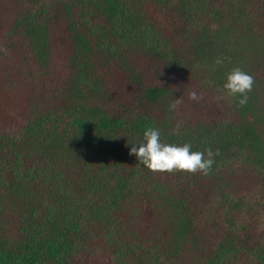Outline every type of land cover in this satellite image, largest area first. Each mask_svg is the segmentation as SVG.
<instances>
[{
    "label": "trees",
    "instance_id": "1",
    "mask_svg": "<svg viewBox=\"0 0 264 264\" xmlns=\"http://www.w3.org/2000/svg\"><path fill=\"white\" fill-rule=\"evenodd\" d=\"M0 264H264V0H0Z\"/></svg>",
    "mask_w": 264,
    "mask_h": 264
},
{
    "label": "rangeland",
    "instance_id": "2",
    "mask_svg": "<svg viewBox=\"0 0 264 264\" xmlns=\"http://www.w3.org/2000/svg\"><path fill=\"white\" fill-rule=\"evenodd\" d=\"M137 58L142 59L140 57H137ZM144 62L146 65H149L151 63V61L145 60V59H144ZM186 78L187 77H185L184 75L178 73L172 76L170 78L171 79L170 81L172 84L177 83L178 85H182L186 81ZM192 85H193V89L195 88L197 91H200L199 86H197L193 82H192ZM193 93L197 94L196 92H193ZM225 96H230V93L229 94L227 93ZM225 96L222 99H218V98L214 99V102H212L211 108H210V115L213 119L231 120V118L233 117V114L230 115L231 111H230V108L228 107L229 100H227ZM136 114L138 113H134L132 115L127 116L131 118H128V121L126 120L124 121V123L123 121H120L122 123L121 127H119L120 125L116 126V128L114 126L111 130L112 135L115 134L116 137H118L122 141H126L128 137L130 136L135 137V138L145 136L146 133H148L151 128L149 127L148 124H146L143 121V118L140 119V117Z\"/></svg>",
    "mask_w": 264,
    "mask_h": 264
}]
</instances>
